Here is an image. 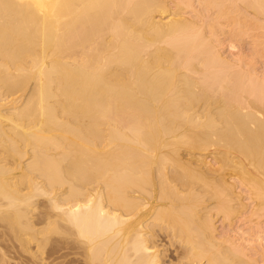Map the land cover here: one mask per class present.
I'll return each mask as SVG.
<instances>
[{
    "label": "bare ground",
    "instance_id": "6f19581e",
    "mask_svg": "<svg viewBox=\"0 0 264 264\" xmlns=\"http://www.w3.org/2000/svg\"><path fill=\"white\" fill-rule=\"evenodd\" d=\"M220 26L264 55V0H0V264H264V80Z\"/></svg>",
    "mask_w": 264,
    "mask_h": 264
},
{
    "label": "rangeland",
    "instance_id": "374dc122",
    "mask_svg": "<svg viewBox=\"0 0 264 264\" xmlns=\"http://www.w3.org/2000/svg\"><path fill=\"white\" fill-rule=\"evenodd\" d=\"M167 1H169V0H167ZM171 1V0H170ZM196 0H194V2H195ZM199 6L197 5V4H195V8H198ZM198 10H199V8H198ZM189 13H191L190 11H189ZM188 15H194V13L193 14H187V16L185 15V17H190V16H188ZM220 28H221V26L218 28L217 27V32H216V36L218 37H215V38H217V39H215V40H217V41H215L214 43L216 44L217 43V45H219V46H217V47H219L218 49L220 50L219 51V54L221 55V58L222 59H225V61H228L229 62V60H231L230 62L232 63V64H234V63H237V62H239V59H246L247 61L249 60V62H247L246 60H241L240 62H242V61H246L245 63L244 62H242L243 64L242 65H244V66H246L247 65V63H249L250 64V69H252L251 71L252 72H255V74L257 73V74H259V75H255L256 77H258V79L260 78V79H263L264 80V55L262 56L261 54H258L255 50L254 51H252L253 49H254V37H256V35H257V33L259 34V32H256V31H251V30H247L246 32L248 33V36H247V33L245 32L243 35L242 34H240V35H238V36H234V35H236V34H234V33H232L231 34V32H230V28L229 29H226V28H228V26L227 27H224V29L222 28L221 30H220ZM225 29H226V31H225ZM219 31V32H218ZM228 31H229V33H228ZM249 31H251V32H249ZM222 32V33H221ZM225 32H227V33H225ZM252 32H254V33H252ZM218 34V35H217ZM228 34V35H227ZM231 34V35H230ZM253 34V35H252ZM244 35H246V36H244ZM251 35V36H250ZM244 36V37H243ZM250 36V37H249ZM228 37V38H227ZM241 37V38H240ZM237 38V39H236ZM219 40V41H218ZM221 40V41H220ZM221 42V43H220ZM230 45V46H229ZM231 46H233L232 48H229V47H231ZM235 47V48H234ZM244 52V53H243ZM254 52V53H253ZM240 53H241V55H243L242 57H239L238 55H240ZM251 53V54H250ZM252 54H254V55H252ZM240 55V56H241ZM246 55V56H245ZM223 56V57H222ZM250 56V57H249ZM251 56H252V58H254V59H250L251 58ZM225 57V58H224ZM228 57V58H227ZM233 57V58H232ZM236 57H239V58H236ZM244 57V58H243ZM229 59V60H227V59ZM235 59H237V60H235ZM234 61V62H233ZM249 64H248V67L246 66V67H243L242 65H241V67H243V69L242 70H245V71H248V70H250V69H248L249 68ZM252 65V66H251ZM241 67H240V70H241ZM254 68V69H253ZM255 70V71H254ZM250 72V71H249ZM252 74H254V73H252ZM260 76V77H259ZM259 79V80H260ZM263 80H261V81H263ZM206 155H205V161L206 162H208V161H210L211 160V156H210V154H209V152L207 153H205ZM209 155V156H208ZM208 157V158H207ZM41 198H43V196L42 197H40V199ZM46 199H48L47 197H44L43 199H41V200H43V202H46ZM249 200H246L245 201V203L247 204V205H251V202L249 201ZM206 204H204L203 206L204 207H206V206H208V207H210V205H211V202L210 201H208V203L207 202H205ZM252 206V205H251ZM249 208V209H248ZM247 208V210H248V212L250 211V208L251 207H248ZM253 208V207H252ZM252 208H251V211H252ZM250 211V212H251ZM245 212H246V209H245ZM219 218H217V220H218ZM241 224L242 223H237V225H240L241 226ZM217 227L219 228V231H221V222L219 221V222H217ZM250 226H253V225H249V223L248 224H246V225H244V226H242L241 228H243V230L245 231V234L244 235H242L244 238H246L248 241H251V242H249V243H254V244H257V240L259 241V238L258 237H261V240H262V245H263V247H264V234H262V235H259L258 234V230H249L250 229ZM236 231H237V228H235V232L234 233H232V235H235L236 234ZM249 231H252V232H249ZM257 233V234H256ZM258 235V236H257ZM260 242V241H259ZM52 247V248H51ZM168 249H170V250H172L170 247H168ZM51 250H53V245H48V246H46V249H45V253H49V252H51ZM64 252H67V251H64Z\"/></svg>",
    "mask_w": 264,
    "mask_h": 264
}]
</instances>
